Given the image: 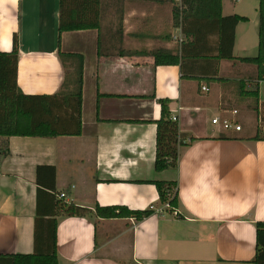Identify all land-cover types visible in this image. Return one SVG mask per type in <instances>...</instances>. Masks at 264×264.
<instances>
[{"label":"crops","instance_id":"0c3cea01","mask_svg":"<svg viewBox=\"0 0 264 264\" xmlns=\"http://www.w3.org/2000/svg\"><path fill=\"white\" fill-rule=\"evenodd\" d=\"M120 2L122 47L155 48L133 35L150 33L165 0ZM222 15L247 19L235 31V60L188 61L183 74L180 66L156 67L152 57L99 58L96 30L64 33L59 44L60 0H0V53L13 50L16 35L17 84L25 95L59 92L60 49L85 62L80 136L0 138L10 151L0 158V254L34 252L37 170L53 167L56 192L69 204L156 211L142 222L59 217V264H254L256 224L264 222V140L253 138L264 119L243 93L258 91L264 103V82L239 59L259 54V0H222ZM104 36L113 38L116 29ZM197 46L216 56V35ZM158 100L171 102L185 144L177 169L164 173L155 171ZM225 116L243 131L212 123ZM40 180L51 183L52 171L42 170ZM156 181L177 182L176 213L159 202Z\"/></svg>","mask_w":264,"mask_h":264},{"label":"trees","instance_id":"16d2710c","mask_svg":"<svg viewBox=\"0 0 264 264\" xmlns=\"http://www.w3.org/2000/svg\"><path fill=\"white\" fill-rule=\"evenodd\" d=\"M165 0L173 6L172 26L182 29L185 42L179 52L166 48L173 40L172 34L133 35L144 41L152 40L165 45L152 49L125 50L122 47L124 19L120 0H60L59 44L64 33L96 30L99 33L98 57H152L155 66H184L189 61L206 59L214 63L234 61L235 31L247 19L238 15L223 17L222 0ZM259 54L256 58L239 59L256 67L257 82H264V0H259ZM112 18V19H111ZM114 18V19H113ZM111 19V20H110ZM205 20L206 23H200ZM112 22H114L112 24ZM195 24V25H194ZM109 27L116 29V36L107 38ZM190 27H197L192 31ZM210 34L217 37V55L202 54L198 42L207 41ZM198 48V49H197ZM19 42L14 36L13 50L0 53V138L34 137L57 138L80 136L82 133V106L85 62L79 54L59 51L65 69V79L54 95H25L17 84ZM191 79L198 77H189ZM249 100V108L264 119V103L260 104L259 92L243 93ZM157 100L156 96L150 97ZM161 117L152 122L157 127L155 171L164 173L176 170L179 149L185 146L179 132L178 121L171 118L169 100H158ZM261 105V106H260ZM261 107V110L259 109ZM222 139H231L222 137ZM253 140H264L257 134ZM10 155L7 144L0 146V158ZM52 171L51 183L40 180V172ZM37 214L34 227V252L32 254H0V264H59L58 218H87L99 220L133 219L142 222L155 215L154 209L130 210L125 206L102 207L95 211L69 204L56 192V170L39 167ZM161 205H169L174 212L179 208L178 184L175 181H156ZM44 195V196H42ZM44 203L45 206L42 204ZM43 206V207H42ZM254 264H264V222L256 224V255Z\"/></svg>","mask_w":264,"mask_h":264},{"label":"rangeland","instance_id":"374dc122","mask_svg":"<svg viewBox=\"0 0 264 264\" xmlns=\"http://www.w3.org/2000/svg\"><path fill=\"white\" fill-rule=\"evenodd\" d=\"M173 6L174 5H172L170 3L164 4L160 13L157 14V20L155 22V25L152 28H151V26L149 28V25H147V28L151 29L152 33H154L155 35H166V34L171 33L172 37L178 36V34L176 33V30L171 28ZM141 28H142V26L140 27V29ZM151 31H150V33H151ZM149 44L151 45L150 47H153V46L160 47V46L165 45L164 43L157 42V41H148V43H146L145 45H149ZM170 48H172L175 52L180 51L178 46H177V43L175 41L173 42V40L170 44ZM258 125L260 128L261 136L264 137V123H259Z\"/></svg>","mask_w":264,"mask_h":264},{"label":"built area","instance_id":"2783aa9c","mask_svg":"<svg viewBox=\"0 0 264 264\" xmlns=\"http://www.w3.org/2000/svg\"><path fill=\"white\" fill-rule=\"evenodd\" d=\"M178 3L180 4V1L178 0ZM176 33L178 36H173V42L175 41L177 43V46L179 50L182 48L184 42H185V37L183 35L182 29L178 28L176 29ZM203 91L208 92V89L203 88ZM239 113L237 111L233 112V116H237ZM173 121H177L176 117H171ZM214 125L221 127L224 131H234V132H242L243 127L234 119L229 118L225 116L224 118H216L212 122ZM61 198L65 197V194H61ZM166 208H169V205H166ZM177 210L174 211L176 213Z\"/></svg>","mask_w":264,"mask_h":264}]
</instances>
